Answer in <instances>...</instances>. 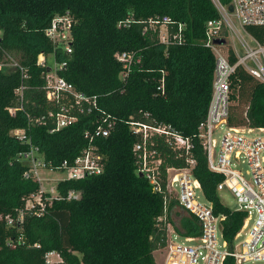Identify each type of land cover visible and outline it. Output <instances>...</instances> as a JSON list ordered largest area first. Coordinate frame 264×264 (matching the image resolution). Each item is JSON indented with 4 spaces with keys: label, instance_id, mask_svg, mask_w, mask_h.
<instances>
[{
    "label": "trees",
    "instance_id": "trees-1",
    "mask_svg": "<svg viewBox=\"0 0 264 264\" xmlns=\"http://www.w3.org/2000/svg\"><path fill=\"white\" fill-rule=\"evenodd\" d=\"M220 2L231 4V0ZM64 15L75 22L69 57L45 35L52 20ZM162 16H169L171 32L185 26L183 44L166 45L158 34L145 32L150 19ZM220 18L213 0H0V59L7 53L29 74L22 80L19 70L0 71V264H45L49 251L59 252L66 264H157L154 252L166 246V223L182 236L200 235L194 216L183 214L182 227L175 226L177 200L166 190V169L185 168L188 158L196 162L192 172L205 200L216 215L226 217L222 235L234 249L246 215L221 202L217 185L223 177L209 169L199 129L207 118L216 61L204 45L206 29L209 21ZM244 30L264 44V26ZM223 35L227 36L226 29ZM118 52H133L140 58L124 79L115 59ZM41 54L66 60L60 75L77 91L98 100V109L78 114L76 124L52 134L50 124L31 122L56 109L46 101L43 75L49 68L37 64ZM229 55L235 63L232 49ZM162 79L163 92L158 89ZM22 81L28 87L24 110L12 116L7 108L19 105L14 90ZM231 91L228 125L264 128V83L238 67ZM239 101L247 104L241 115L233 104ZM102 116L114 119L115 126L109 137L91 143L85 131H93ZM129 121L171 126L190 140L187 153L174 149L165 136L153 137L163 160L158 192L137 173L133 148L140 138L131 132ZM15 128L26 130V141L10 135ZM92 144L103 157V172L59 182L57 192L64 199L55 200L42 217L26 210V200L41 186L24 178L28 165L19 154L39 147L55 170L63 171L59 168L63 161L73 163ZM70 191L79 193V198L66 200ZM164 215L166 222H159ZM224 264L236 262L227 257Z\"/></svg>",
    "mask_w": 264,
    "mask_h": 264
},
{
    "label": "built area",
    "instance_id": "built-area-1",
    "mask_svg": "<svg viewBox=\"0 0 264 264\" xmlns=\"http://www.w3.org/2000/svg\"><path fill=\"white\" fill-rule=\"evenodd\" d=\"M221 18L211 20L207 24L204 45L209 48L215 57V68L213 73V92L208 109L206 120L201 123L200 137L208 156L209 169L222 175L223 180L217 185V191L228 190L237 200L239 207L236 211L245 213L246 218L242 229L236 235V240L245 232L249 220L255 213L254 224L250 231L245 233L244 240L234 249L228 247L222 235V221L224 215H216L212 204L199 200L198 191H201V184L193 175L192 169L195 160L188 158V166L185 168L166 169V190L173 197L171 188L179 186V192L175 195L177 206L194 216L199 224L200 235L183 236L184 243L177 242L180 235L170 222L166 223L167 240L163 264H224L227 257L235 259L236 264H264V136L249 138L248 135L258 130L264 133V128H251L249 126L231 127L228 125V118L231 106V83L238 67H242L251 76L264 83V44L252 39L255 47L244 43L245 53L239 55L234 52L236 62L230 61L229 52H224L225 45L215 44L216 39L224 38L223 31L227 33L235 28L232 18L236 19L242 27L264 26V0H231L234 7L233 13L229 12V6H224L220 0H213ZM232 17V18H231ZM74 20L68 16H56L50 27L45 31L46 37L53 43L56 50H61L69 57L73 53V26ZM169 16L155 17L149 20L145 32L158 34L159 40L166 45L183 44L185 26L180 25L175 32L169 29ZM159 27L161 30H159ZM164 29V30H163ZM2 31L0 30V37ZM52 56V55H49ZM48 56V57H49ZM48 57L39 55L37 64L49 69L44 73L46 101L56 109H50L47 114L37 117L31 121L39 126H48L49 133L74 125L79 121V115L98 109L97 96H88L76 90L73 84L69 83L59 72L67 66V61L56 62L54 69L48 65ZM54 58V56H52ZM115 59L121 63V77L124 79L131 72L132 68L140 62L133 52H118ZM16 69L21 72L22 80H27L29 74L18 60L2 54L0 59V71ZM28 87L22 83L15 88L18 106L8 107L7 110L12 116L24 110L25 90ZM164 91V79L158 88ZM73 110V111H72ZM147 116V115H146ZM94 125L93 131L86 130L84 136L93 143L97 138L110 136L116 121L109 116H102ZM131 132L140 140L135 143L133 151L137 158V173L145 177L155 192L161 190V179L163 175V160L152 139L154 136H165L166 140L174 149L185 150L187 153L191 148L188 138L167 125H149L146 122L129 121ZM224 130L220 143L214 135L217 130ZM24 128H15L10 135L18 141H26L27 134ZM19 158L26 161L28 168L23 176L25 179L34 180L40 183V192L32 195L26 200L25 208L36 217H42L48 213L53 202L64 199L58 192L57 186L46 190L42 186L44 178L41 173L44 170L51 172L55 165L47 161L40 153L39 147L31 146L30 150L19 154ZM103 157L92 144L85 148L74 159L73 163L65 160L61 163L60 169L65 172V177L59 180L77 181L91 176L100 175L103 172ZM245 163L248 166L245 178L239 166ZM66 200H76L79 193L70 191L65 197ZM167 208L165 209V211ZM159 222H166V215L158 218ZM173 230V232H172ZM218 230L221 232L220 244ZM38 246V245H36ZM163 248V249H164ZM45 264H66L62 255L57 251H49L44 256Z\"/></svg>",
    "mask_w": 264,
    "mask_h": 264
},
{
    "label": "rangeland",
    "instance_id": "rangeland-1",
    "mask_svg": "<svg viewBox=\"0 0 264 264\" xmlns=\"http://www.w3.org/2000/svg\"><path fill=\"white\" fill-rule=\"evenodd\" d=\"M232 18V17H231ZM233 23L235 25V28L231 31H229L227 33V36L224 37L226 39V45L222 47V50L224 52H229L230 49H232L234 52L238 53L239 55H243L245 53V48H244V43H247L249 46H251L252 48L255 47V44L253 42V38L244 30V27H242L240 25V23L232 18ZM159 30L160 27H159ZM164 30V29H163ZM48 65L50 68L54 69L56 66V62L54 60V58L52 56L48 57ZM13 69H11L10 71H12ZM235 106H237L238 110V114H242L243 112L246 111L247 108V104L245 102H234L233 103ZM225 131L224 130H217L214 137L217 140L218 143H220L221 141V137L223 135ZM260 136H264V133L259 132L258 130H255L253 133L249 134L248 137L249 138H256V137H260ZM239 169L242 171L243 175L245 176V178L249 179L250 176L247 174V170H248V166L245 163H242L239 166ZM41 177L44 178L45 180H43L42 182V186L46 189V190H50L51 188H54L58 185L59 180H61L62 178L65 177V172L63 171H49V170H44L41 173ZM172 192H173V198H175L176 194L179 192V186H173L171 188ZM219 197L221 202L227 206L228 208H230L231 210H237L239 207V204L237 202V200L234 198V196L231 194L230 191L228 190H223L221 192H218ZM198 195H199V200L202 203H206V200L202 194V191H198ZM184 217V215L180 212L179 209H176V214L173 216V221L175 226H178L179 228L182 227V218ZM256 215L255 213L252 215L251 219L249 220L248 226L245 230V232L242 233L241 237L238 238L236 240V245H240V243L244 240L245 238V233H248L252 227V225L254 224V219H255ZM175 230V229H173ZM172 230V232H173ZM221 232L220 230H218V239L220 244L222 243L221 240ZM177 236V242L178 243H184V238L182 235H178L176 233ZM160 251L156 253V260L159 264H163L164 262V256L166 253L165 248L163 249H159ZM199 264H204L203 261H200ZM251 264V263H249ZM254 264H261L259 262L254 263Z\"/></svg>",
    "mask_w": 264,
    "mask_h": 264
},
{
    "label": "water",
    "instance_id": "water-1",
    "mask_svg": "<svg viewBox=\"0 0 264 264\" xmlns=\"http://www.w3.org/2000/svg\"><path fill=\"white\" fill-rule=\"evenodd\" d=\"M233 11H234V7H233V5H230L229 6V12L233 13ZM214 42L217 45H226V43H227L225 38L216 39Z\"/></svg>",
    "mask_w": 264,
    "mask_h": 264
},
{
    "label": "crops",
    "instance_id": "crops-1",
    "mask_svg": "<svg viewBox=\"0 0 264 264\" xmlns=\"http://www.w3.org/2000/svg\"><path fill=\"white\" fill-rule=\"evenodd\" d=\"M176 209H179L180 212H181L182 214L186 215V216L189 215L188 213H186L185 211H183L182 209H180L178 206L176 207ZM159 251H160V250H157V251L154 252L155 260H156V253L159 252ZM156 262H157V260H156ZM157 264H159V263L157 262Z\"/></svg>",
    "mask_w": 264,
    "mask_h": 264
}]
</instances>
